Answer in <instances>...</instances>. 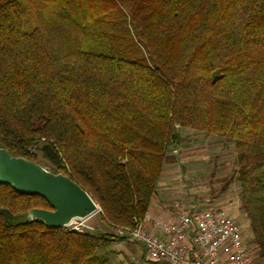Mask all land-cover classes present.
Listing matches in <instances>:
<instances>
[{"label":"trees","instance_id":"16d2710c","mask_svg":"<svg viewBox=\"0 0 264 264\" xmlns=\"http://www.w3.org/2000/svg\"><path fill=\"white\" fill-rule=\"evenodd\" d=\"M182 130L232 144L264 264V0H0V146L67 175L105 227L29 220L48 202L0 184V264H103Z\"/></svg>","mask_w":264,"mask_h":264},{"label":"built area","instance_id":"2783aa9c","mask_svg":"<svg viewBox=\"0 0 264 264\" xmlns=\"http://www.w3.org/2000/svg\"><path fill=\"white\" fill-rule=\"evenodd\" d=\"M171 208L169 220L146 213L143 222L118 231L120 242L140 243L147 264H253L241 227L223 209L187 210L178 200ZM88 218H73L62 228L93 231Z\"/></svg>","mask_w":264,"mask_h":264},{"label":"rangeland","instance_id":"374dc122","mask_svg":"<svg viewBox=\"0 0 264 264\" xmlns=\"http://www.w3.org/2000/svg\"><path fill=\"white\" fill-rule=\"evenodd\" d=\"M181 135L176 150L167 154L159 179L164 188L161 190L167 193L164 195L167 208L171 209L172 203L178 200L187 210L223 209L242 227L244 241L252 254L254 247L249 242L246 220L240 210L232 144L219 136H203L192 130H182ZM88 222L97 225L99 231L105 228L96 213ZM103 264H110L109 260ZM122 264L144 263L140 259H132Z\"/></svg>","mask_w":264,"mask_h":264},{"label":"water","instance_id":"95a60500","mask_svg":"<svg viewBox=\"0 0 264 264\" xmlns=\"http://www.w3.org/2000/svg\"><path fill=\"white\" fill-rule=\"evenodd\" d=\"M0 184L43 197L51 209L31 208L26 216L41 220L49 228H60L73 218H88L99 210L90 195L67 175L23 156H13L1 146Z\"/></svg>","mask_w":264,"mask_h":264},{"label":"crops","instance_id":"0c3cea01","mask_svg":"<svg viewBox=\"0 0 264 264\" xmlns=\"http://www.w3.org/2000/svg\"><path fill=\"white\" fill-rule=\"evenodd\" d=\"M161 189L164 188L158 182L156 192L150 202L148 214L153 218L169 220L172 218V208H167L164 197L167 193L165 194ZM106 253L105 262L109 260L110 264H122L123 262H130L132 259H140L146 264L143 246L138 242L126 240L121 243L116 241Z\"/></svg>","mask_w":264,"mask_h":264}]
</instances>
